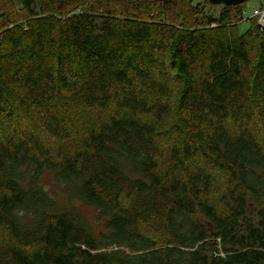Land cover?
Wrapping results in <instances>:
<instances>
[{"label": "trees", "instance_id": "obj_1", "mask_svg": "<svg viewBox=\"0 0 264 264\" xmlns=\"http://www.w3.org/2000/svg\"><path fill=\"white\" fill-rule=\"evenodd\" d=\"M214 7L0 0V264H264V29Z\"/></svg>", "mask_w": 264, "mask_h": 264}, {"label": "rangeland", "instance_id": "obj_2", "mask_svg": "<svg viewBox=\"0 0 264 264\" xmlns=\"http://www.w3.org/2000/svg\"><path fill=\"white\" fill-rule=\"evenodd\" d=\"M204 1H206V0H204ZM212 6H214V5H212ZM262 6H264V0H250V1H247V2H245V3H243V4L239 5V6H233V7H237V9L239 11H241L242 13H245V18H247V20H249L250 18L248 19V17L251 15L252 11L254 9L260 8ZM207 10H208V8H207ZM208 11L212 12V13H215V14L218 13V12H222V5H217L214 8H210ZM241 17H242V19H240V20L243 21L242 14H241ZM247 20L243 21L242 23L241 22L236 23V26L238 27V30H239L240 33H243L249 27V23H248ZM155 75H156L155 76L156 78H158V79L160 78V75H158L156 72H155ZM169 79H170V81H172V79L170 77H169ZM83 111L84 110H81L83 115L86 116V115L89 114L88 111H84L85 113ZM12 122H13L12 119H8V120L3 121V123L0 124V125L2 127H4V128H7L8 125H10ZM160 126H158V128L160 130H162V128H166V131H164L160 135V138H159L161 146L162 147H166L167 145L176 142V140H177L176 134H175L174 129L172 127H170L169 119L166 118L162 122V125H160ZM217 173H218V175H221L219 172H217ZM218 188H219V190L222 189L219 185H218ZM75 204L77 205L78 203H75ZM82 212H83L84 216L89 220L90 224L92 226H94V230L97 231L98 228L96 227L95 210L93 208H91V207H82Z\"/></svg>", "mask_w": 264, "mask_h": 264}, {"label": "water", "instance_id": "obj_3", "mask_svg": "<svg viewBox=\"0 0 264 264\" xmlns=\"http://www.w3.org/2000/svg\"><path fill=\"white\" fill-rule=\"evenodd\" d=\"M161 3H166L169 0H158ZM210 5H222L225 7H233V6H239L247 1L250 0H206Z\"/></svg>", "mask_w": 264, "mask_h": 264}, {"label": "built area", "instance_id": "obj_4", "mask_svg": "<svg viewBox=\"0 0 264 264\" xmlns=\"http://www.w3.org/2000/svg\"><path fill=\"white\" fill-rule=\"evenodd\" d=\"M242 16H243V21H246L247 18H245V13H242ZM250 17L255 18L258 27L261 28L262 30L264 29V9H262L261 7L254 9ZM240 19H242V17Z\"/></svg>", "mask_w": 264, "mask_h": 264}]
</instances>
